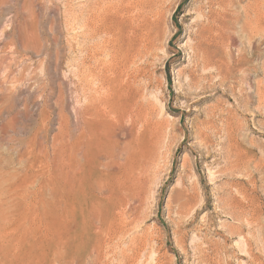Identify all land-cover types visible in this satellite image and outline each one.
I'll list each match as a JSON object with an SVG mask.
<instances>
[{"label": "rangeland", "instance_id": "1", "mask_svg": "<svg viewBox=\"0 0 264 264\" xmlns=\"http://www.w3.org/2000/svg\"><path fill=\"white\" fill-rule=\"evenodd\" d=\"M105 1L0 0V155L16 170L21 145L43 152L46 263L60 251L56 237L113 221L121 229L106 264H264V0H149L146 14L159 21L130 65L138 140L115 151L105 191L86 204L80 193L61 198L63 158L74 165L72 70L84 54L75 49L87 43L84 22L116 2Z\"/></svg>", "mask_w": 264, "mask_h": 264}, {"label": "bare ground", "instance_id": "2", "mask_svg": "<svg viewBox=\"0 0 264 264\" xmlns=\"http://www.w3.org/2000/svg\"><path fill=\"white\" fill-rule=\"evenodd\" d=\"M148 1L116 0L112 7H107L108 4L106 3L107 6L99 7L98 12L93 13L94 15L92 16L90 15L91 17L84 22L88 33V37L87 33L85 35L87 43L84 47L81 46L82 44L80 45V41L77 43L78 45L76 46L78 47H76L75 51L77 50V53H80L84 50V54L82 53L83 56L79 57L77 61L74 60L76 63L73 62V64L76 65L75 70H72L75 73H73L75 75V79L74 77L73 79L75 80L74 88L76 93H74L76 97L74 98L76 105L74 109L72 108L73 106L71 107L73 111L70 112L74 116V119H72L74 120L75 132L68 150L74 165L72 163L71 168H69L67 161L65 162V158H63L60 170L61 179L65 184L67 183L65 179L67 174L70 179L71 176L77 179L76 181L74 180L77 188L75 189L74 185L71 188L69 186V189L67 185L62 183L63 185L59 191L61 198H70L75 193H80L84 196L82 203L86 204L89 196L94 195L97 189L98 192L99 190L101 192L104 188V184L100 183V180L104 177L103 182H106L107 177L115 175V168L117 167L115 151L133 149L132 144L138 140L136 130L138 122L141 121L137 95V87L139 86H134V84L136 85L138 70L133 69L130 65L134 63L138 55L142 54L138 44L139 41L140 43L143 42L141 37L147 35V26L154 33L159 21L156 14H153L156 18L152 20L147 16L146 11L148 9L146 10L145 8H150ZM90 6L92 8L94 5ZM93 8V10H96V7ZM87 11L86 9L85 13ZM150 12L149 14H151ZM88 13L90 14V12ZM79 20L81 22V19ZM75 23L77 22L75 21ZM253 29L255 30V28ZM96 34H100L101 38ZM95 35L97 39L99 37L100 41L98 39V43L96 41L97 44L91 46L88 43V38ZM77 37L79 38V36ZM96 38L94 37V40ZM247 78L245 77V79ZM3 112L4 110L0 109V117ZM3 121L2 123L4 124ZM66 134L64 135L66 136ZM120 136H125L126 141L120 142ZM42 142H46V140L43 141L42 139ZM57 143L55 144L58 146L59 144ZM29 149L28 146L21 145L15 151L14 155L19 164H17L18 168L16 170L10 167L9 157L0 155V264H53L54 262H58V264L59 262H61L60 264H106L105 258L108 244L119 235L121 229L113 221L108 223L99 222V228L94 231H90L88 228H81L80 234L74 231L66 236L56 237L60 251L59 253L57 252V258L54 261L51 260L46 263L47 259L45 260L43 249L49 240V234L43 229L39 214V209L42 205V179L44 174L38 168L39 164L37 165V162L40 161V152L42 150L39 152L37 150L35 153ZM30 171L32 172L30 173ZM93 177L96 180L95 188H92L90 183ZM32 182L35 183V186L30 191L29 185L31 184L29 183ZM68 251L71 253L70 255L67 254Z\"/></svg>", "mask_w": 264, "mask_h": 264}]
</instances>
